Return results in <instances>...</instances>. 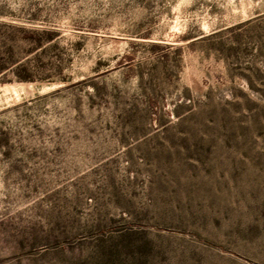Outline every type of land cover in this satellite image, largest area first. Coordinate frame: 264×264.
Here are the masks:
<instances>
[{
  "label": "rangeland",
  "instance_id": "rangeland-1",
  "mask_svg": "<svg viewBox=\"0 0 264 264\" xmlns=\"http://www.w3.org/2000/svg\"><path fill=\"white\" fill-rule=\"evenodd\" d=\"M0 24L52 34L0 80V264H264V0H0Z\"/></svg>",
  "mask_w": 264,
  "mask_h": 264
},
{
  "label": "trees",
  "instance_id": "trees-1",
  "mask_svg": "<svg viewBox=\"0 0 264 264\" xmlns=\"http://www.w3.org/2000/svg\"><path fill=\"white\" fill-rule=\"evenodd\" d=\"M0 28L4 29L0 32V80L2 82L12 81L13 79L34 80L32 69L28 65L26 56H15L16 51L22 44H28V52L43 50L46 39H51L52 34L47 30L25 29L23 27H13L22 32L20 38L16 40L11 38L5 28L8 25L0 24ZM20 44H17V43ZM9 74H13L12 78H8Z\"/></svg>",
  "mask_w": 264,
  "mask_h": 264
}]
</instances>
